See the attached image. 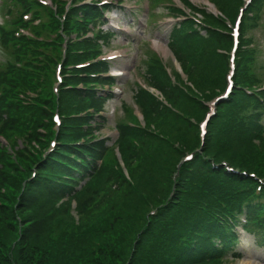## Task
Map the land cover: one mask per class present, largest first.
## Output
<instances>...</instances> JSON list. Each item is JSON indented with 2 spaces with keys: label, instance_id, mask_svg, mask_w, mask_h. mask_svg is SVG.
<instances>
[{
  "label": "trees",
  "instance_id": "trees-1",
  "mask_svg": "<svg viewBox=\"0 0 264 264\" xmlns=\"http://www.w3.org/2000/svg\"><path fill=\"white\" fill-rule=\"evenodd\" d=\"M51 1L52 8L8 0L11 17L0 27V45L12 56L0 64V137L6 140L0 141V264H222L235 248L241 215L263 243L264 203L254 199H264L256 180L264 178V91L253 70L256 49L245 33L256 26L264 0H253L252 16H244L235 88L218 105L202 146L198 123L208 110L204 102L226 84L228 55L219 50H230L232 36L224 20L184 2L204 15L208 34L202 37L192 20L176 24L171 47L189 81L206 92L204 102L177 72L171 82L161 62L150 58L145 79L166 104L137 87L145 128L132 111L131 123L117 125L130 181L117 159L97 164L107 157L96 140L95 131L107 123L99 113L114 97L103 89L116 84L103 76L112 63L95 61L116 35L95 30L105 8L95 0H73L68 9L64 1ZM211 1L232 19L243 3ZM28 13L31 22L24 21ZM22 28L33 36L20 34ZM89 30L95 33L84 38ZM59 66L62 80L54 91ZM20 139L24 148L17 146ZM53 140L56 146L44 155ZM187 153L193 159L178 169ZM73 167L83 172L79 190ZM103 180L118 186L100 191Z\"/></svg>",
  "mask_w": 264,
  "mask_h": 264
},
{
  "label": "rangeland",
  "instance_id": "rangeland-1",
  "mask_svg": "<svg viewBox=\"0 0 264 264\" xmlns=\"http://www.w3.org/2000/svg\"><path fill=\"white\" fill-rule=\"evenodd\" d=\"M108 1V3L121 2V6H123L126 11H130L131 13L135 14L138 20H143V25L148 24L149 29V31L143 33V31L141 30L142 26H139L136 21L135 24L130 28V25L134 23V18L122 12H113L107 15L110 26L120 25L124 30H126L125 32H128L126 34L131 36L129 45L126 46V74L124 75V78L121 79V83L124 84L122 86L121 84H119L118 86H115L113 88V91L117 95L116 98L110 101L106 106L105 116L107 117L108 122L106 126L99 132L100 139H102V142L104 143L107 151V157L105 156L106 160L104 161H107V164L109 165H114L115 159H117L116 141L119 138L116 131V126L118 124L129 123V113L131 111L136 113L142 120L141 114L139 113L135 105V87L137 83H141L146 86L144 84L145 71L147 70L148 65L151 62V59L149 58L153 55L152 53H156L162 58L164 70L168 73V79H170L171 82V79H173V67L175 69L177 68L178 70L180 68L178 63L173 59L172 53L168 47L169 30L171 24L176 21V18L170 15L171 12L168 9L169 6L172 7L171 2L162 0L161 4H159L153 11L154 15L151 13L153 17L148 18L147 13H149V0ZM174 1L179 5L180 2L178 0ZM190 2L191 4L197 6H201V4L205 3L204 0H190ZM2 8L4 13L5 8L3 5L0 6V10H2ZM208 9L212 10L213 12L217 10L215 7H213L212 9V6H209ZM247 34L250 38H254L255 44L258 47L260 54H262L257 55L259 57H257V64L256 66H253V70L255 71L257 78L260 80L259 84L261 85L264 84V7L259 15L257 27L249 30ZM143 37L145 38V42L141 41V38ZM118 44L120 46H125L127 45V41L119 42V39H114L113 41H111L110 46L114 47L111 48V52H109V54H120L118 48L115 47H119ZM7 61H12V56L7 49H3L0 47V64H4V62ZM183 78L184 81L187 82V79L184 75ZM142 124L144 123L142 122ZM17 146L18 148H24L26 146V141L24 139H20ZM113 182L114 181L103 180L101 185L99 186V190H103V192H109V190H111L113 186L112 184L118 186V183ZM73 214L75 215L74 212ZM236 250L240 252L242 256H240V258H234L232 254H228L225 256L224 264H264V246L258 247L256 245L254 235H248L247 238L243 239V242L237 245Z\"/></svg>",
  "mask_w": 264,
  "mask_h": 264
},
{
  "label": "snow or ice",
  "instance_id": "snow-or-ice-1",
  "mask_svg": "<svg viewBox=\"0 0 264 264\" xmlns=\"http://www.w3.org/2000/svg\"><path fill=\"white\" fill-rule=\"evenodd\" d=\"M188 157H186V159H187Z\"/></svg>",
  "mask_w": 264,
  "mask_h": 264
},
{
  "label": "bare ground",
  "instance_id": "bare-ground-1",
  "mask_svg": "<svg viewBox=\"0 0 264 264\" xmlns=\"http://www.w3.org/2000/svg\"><path fill=\"white\" fill-rule=\"evenodd\" d=\"M168 52V51H167Z\"/></svg>",
  "mask_w": 264,
  "mask_h": 264
}]
</instances>
